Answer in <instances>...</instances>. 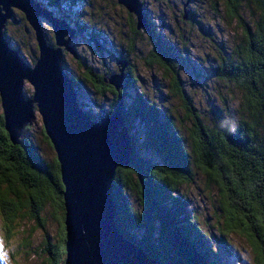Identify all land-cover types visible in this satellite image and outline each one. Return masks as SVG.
I'll list each match as a JSON object with an SVG mask.
<instances>
[{"label": "trees", "instance_id": "trees-1", "mask_svg": "<svg viewBox=\"0 0 264 264\" xmlns=\"http://www.w3.org/2000/svg\"><path fill=\"white\" fill-rule=\"evenodd\" d=\"M217 2L237 22L242 39L232 50L223 49L210 74L232 86L240 93L241 100L236 110L229 108L226 100L223 108L211 105L208 121L203 120L183 86L182 61L177 54L181 52L155 37L147 16L151 28L147 31L152 41L151 59L171 77L173 89L192 125V159L172 118L136 91L131 63L126 71L129 82L120 92L106 83L105 77L91 69L88 72L99 94L111 93L114 97L111 111L102 114L101 119L121 112L128 127L139 122L144 129L141 148L159 158L156 164L144 160L131 136L134 145L131 164L119 168L113 181L116 224L121 234L159 264H218L220 260L219 254L204 242L206 235L187 214L186 203L174 197L180 185L193 181L192 164L208 175L209 181L219 185L227 231L244 235L257 251V261L264 263V0ZM245 12H250L252 23L249 24ZM77 29L81 33L84 28ZM132 31L135 36L139 34L135 21ZM95 40L98 38L94 35ZM121 59L129 60L125 56ZM72 80L79 87L76 79ZM132 84L136 96L128 103L127 90ZM29 131L30 127L26 132ZM130 189L139 191L144 205L142 212L135 211L124 196ZM63 193L58 160L54 166L49 165L27 135L21 144H13L0 114V211L9 231L27 208L31 219L43 228L40 213L46 205L55 204L61 212L62 238L59 246L52 249L46 237L48 264L65 262Z\"/></svg>", "mask_w": 264, "mask_h": 264}, {"label": "rangeland", "instance_id": "rangeland-1", "mask_svg": "<svg viewBox=\"0 0 264 264\" xmlns=\"http://www.w3.org/2000/svg\"><path fill=\"white\" fill-rule=\"evenodd\" d=\"M36 1L67 20L71 26L84 28L72 43L79 58L76 59L72 54L65 52L63 60L65 72L79 84L77 101L84 112L90 113L95 121H100L102 114L111 111L114 103L111 93L106 96L98 93L94 78L88 73L89 69L98 76L107 78L119 73V60L125 56L132 64L131 75L138 92L147 102L155 103L164 115L172 118L192 159L194 149L191 122L186 117L183 102L173 89L171 77L151 59L150 34L142 29L138 31L137 36L134 35L132 23L136 22V17L116 0ZM141 2L147 11L155 37L181 52H177L182 61L181 80L203 120L208 121L211 105L216 104L223 108L225 100L229 108L236 110L241 100L240 93L210 74L223 49L232 50L242 39V30L237 22L227 15L224 5L217 0ZM245 15L249 24L252 23L250 12H245ZM193 17L196 18L195 21ZM42 24L49 45L55 47L51 24L45 20H42ZM6 30L10 46L34 67L39 58V50L35 33L24 14L16 11ZM94 35L104 47L102 52L96 47ZM34 92L33 86L26 82L25 98L32 99ZM127 93L128 103H131L136 96L133 84ZM0 114H3L1 99ZM128 128L136 141V150L140 156L152 164L158 163L159 158L153 152L141 148L144 129L139 122L132 123ZM26 135L49 165L54 166L57 154L46 138L43 118L37 110L30 124V131L25 133V137ZM192 168L193 181L180 185L174 197L186 203L187 214L194 220L200 232L206 235L204 242L219 254L218 264H261L257 261V251L244 235L227 231L219 185L209 181V176L196 165L192 164ZM124 196L135 211L144 210L137 189L126 190ZM60 216L61 212L55 204L46 205L40 213L43 229L31 219L27 208L14 221V226L9 231L0 211V264H48L50 253L44 243L48 237L52 249L59 246L62 238Z\"/></svg>", "mask_w": 264, "mask_h": 264}, {"label": "water", "instance_id": "water-1", "mask_svg": "<svg viewBox=\"0 0 264 264\" xmlns=\"http://www.w3.org/2000/svg\"><path fill=\"white\" fill-rule=\"evenodd\" d=\"M116 1L136 17L138 31L151 30L141 0ZM16 10L35 33L39 58L34 67L7 39L6 27ZM42 20L53 28L55 47L45 37ZM76 35V28L36 0H0V99L5 129L13 144H21L36 110L43 118L64 185V264H159L128 241L116 224L113 181L119 168L131 164L134 145L123 113L94 121L80 107L76 82L63 68L65 52L79 58L72 45ZM95 43L103 51L102 44ZM118 66L119 73L104 80L120 92L129 82V62L119 60ZM26 82L35 91L29 100L24 96Z\"/></svg>", "mask_w": 264, "mask_h": 264}, {"label": "bare ground", "instance_id": "bare-ground-1", "mask_svg": "<svg viewBox=\"0 0 264 264\" xmlns=\"http://www.w3.org/2000/svg\"><path fill=\"white\" fill-rule=\"evenodd\" d=\"M17 11V10H16ZM67 21V20H66ZM77 29V28H76ZM77 34H78V29H77ZM77 36V35H76ZM74 40V39H73ZM100 42V41H99ZM72 43H73V41H72ZM101 43V42H100ZM102 44V43H101ZM103 46V45H102ZM104 50V49H103ZM102 52V51H101ZM83 110V109H82ZM84 111V110H83ZM89 117H91V115L89 114V113H87V112H85ZM91 119L92 120H94L92 117H91ZM101 120V119H100ZM95 121V120H94ZM30 127V126H29ZM28 127V128H29ZM129 129V128H128ZM117 209V208H116ZM127 238V237H126ZM128 239V238H127ZM128 241H130V242H132L131 240H129L128 239ZM132 243H134V242H132ZM135 244V243H134ZM137 245V244H136ZM124 246V248H126V249H128V246L127 245H123ZM138 246V245H137ZM143 249V248H142ZM128 250H130V249H128ZM144 250V249H143ZM144 253L146 254V252L144 251ZM147 255V254H146ZM148 256V255H147ZM149 257V256H148Z\"/></svg>", "mask_w": 264, "mask_h": 264}]
</instances>
